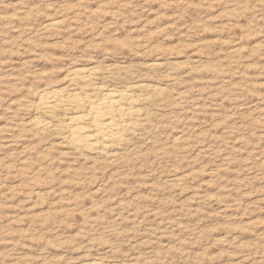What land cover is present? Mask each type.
Masks as SVG:
<instances>
[{
	"label": "rangeland",
	"instance_id": "1",
	"mask_svg": "<svg viewBox=\"0 0 264 264\" xmlns=\"http://www.w3.org/2000/svg\"><path fill=\"white\" fill-rule=\"evenodd\" d=\"M91 67L149 97L108 159L35 108ZM91 263L264 264V0H0V264Z\"/></svg>",
	"mask_w": 264,
	"mask_h": 264
},
{
	"label": "bare ground",
	"instance_id": "2",
	"mask_svg": "<svg viewBox=\"0 0 264 264\" xmlns=\"http://www.w3.org/2000/svg\"><path fill=\"white\" fill-rule=\"evenodd\" d=\"M96 71L92 67L71 69L68 78L69 90L64 91L62 88L41 91L35 108L45 115L54 114L56 110L67 111V117L61 127L62 141L65 145L80 153L100 152L109 156L115 153L114 150L117 148L120 149L119 146L127 140L126 133L133 129L135 131L139 125L137 122L146 118L143 119L147 114L143 116L137 105L142 101L146 102L149 97L147 96L148 98L144 100L142 93L141 95L134 93V89L141 88L144 84H138L136 88L128 85L123 89L106 90L104 86L96 82L95 79H101L100 73ZM145 91H143L144 94ZM36 122L44 131L52 126L49 121Z\"/></svg>",
	"mask_w": 264,
	"mask_h": 264
}]
</instances>
